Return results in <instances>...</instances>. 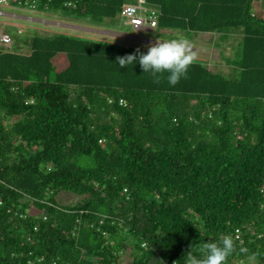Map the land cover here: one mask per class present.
I'll return each mask as SVG.
<instances>
[{
    "label": "trees",
    "instance_id": "trees-1",
    "mask_svg": "<svg viewBox=\"0 0 264 264\" xmlns=\"http://www.w3.org/2000/svg\"><path fill=\"white\" fill-rule=\"evenodd\" d=\"M128 1L38 7L115 23ZM147 2L161 30L211 32L218 46L240 32L223 56L230 72L196 54L172 85L167 72L119 66L148 48L68 33L24 36L29 53L0 45V264H183L221 234L264 250V11L258 0ZM60 52L68 64L55 71ZM61 191L82 198L63 204ZM245 263L238 250L228 261Z\"/></svg>",
    "mask_w": 264,
    "mask_h": 264
},
{
    "label": "rangeland",
    "instance_id": "rangeland-1",
    "mask_svg": "<svg viewBox=\"0 0 264 264\" xmlns=\"http://www.w3.org/2000/svg\"><path fill=\"white\" fill-rule=\"evenodd\" d=\"M261 2L263 6L261 7L263 8L264 11V0H261ZM11 8L18 13L31 15L41 19L57 21L52 23H44L41 21L25 22V21H20L18 19L1 18V20L8 22H13V23L18 22L20 23L22 28L23 26L26 27L25 30L27 32H25L24 34L19 33L15 25H10L9 28H6L9 29L11 34L10 36L15 42L14 46H17L18 44L24 42V36L30 37L35 34L51 35L54 33H68L76 36L78 35L83 37L99 39L102 41L117 42L124 45H130L136 47L144 46L148 48L151 44L156 43L159 39L160 40L171 39L182 35L185 38H187L189 42L192 44V50L196 49L193 51L195 55L197 54V56H199L200 58L204 57L205 59L208 58L214 59L213 61H217L216 62L217 65H214V63H212V67L216 69H220L225 73H229L231 68L224 60L223 56L231 57L234 53V46L236 45L237 41L241 38V33L233 34L232 37H230L227 41L222 42L221 46H218L217 42L219 41V36L211 32H188V31L173 30V29L161 30L158 28H155L153 31H146L144 29H140L138 32L139 38H132L129 36L136 33L135 28L132 25L126 24L125 19L122 16L120 17L119 15L117 16L116 22L111 23L110 21L100 22L96 20L94 21L93 19L90 18H79L69 15L66 16L63 14H58V13L56 14L44 10L28 11L29 9L20 8L17 6ZM80 25L86 27H92V28H99V29L90 30L89 28H85V27L81 28ZM114 30L119 31L126 36H121V37L114 36L115 33ZM98 33L101 35H98ZM143 39H154L157 41L148 42V41H143ZM67 63H68V58L66 54L64 52L58 53L54 58V64L56 67L55 71H60L62 68H64L67 65ZM55 74L52 75L53 78L55 77ZM81 198L82 196L80 195L65 191H61L57 195L58 201L63 204L74 203L76 201H79ZM29 210L31 212L38 211L35 207L32 206Z\"/></svg>",
    "mask_w": 264,
    "mask_h": 264
},
{
    "label": "clouds",
    "instance_id": "clouds-1",
    "mask_svg": "<svg viewBox=\"0 0 264 264\" xmlns=\"http://www.w3.org/2000/svg\"><path fill=\"white\" fill-rule=\"evenodd\" d=\"M195 59L192 44L180 35L171 39H159L145 52L118 56L117 62L121 68L138 62L144 72L150 73L157 81L161 79V74L167 72L168 83L175 85L182 77H187L189 67ZM237 250L248 254L249 264H255L264 257V250L260 248L249 250L242 242L238 247L231 235L221 234L217 239L199 240L192 244L184 254L182 262L183 264H228L229 258Z\"/></svg>",
    "mask_w": 264,
    "mask_h": 264
},
{
    "label": "built area",
    "instance_id": "built-area-1",
    "mask_svg": "<svg viewBox=\"0 0 264 264\" xmlns=\"http://www.w3.org/2000/svg\"><path fill=\"white\" fill-rule=\"evenodd\" d=\"M73 0H65V4L73 5ZM40 0H0V15H4L6 10L3 8L5 5L15 4L24 6L30 9H36L39 6ZM47 4L45 5V8ZM120 16L125 19L127 24L134 27L150 26L155 28L158 24L159 11L156 7L150 5L147 0H133L126 2L121 11ZM13 42L12 37L8 33L0 34V44L4 46L11 45ZM2 201H0L1 203ZM236 236L239 237L240 229H236ZM126 264V261L123 263ZM176 264V263H175Z\"/></svg>",
    "mask_w": 264,
    "mask_h": 264
},
{
    "label": "crops",
    "instance_id": "crops-1",
    "mask_svg": "<svg viewBox=\"0 0 264 264\" xmlns=\"http://www.w3.org/2000/svg\"><path fill=\"white\" fill-rule=\"evenodd\" d=\"M259 1V5L258 7H256L259 11L263 12V6H262V2L261 0H258ZM20 7V8H26V9H29L28 11H43V10H40L39 7H37L36 9H30V8H27V7H24V6H20V5H15V4H10V5H5L3 8L6 10V13L4 15H0V34L1 33H8L10 34V31L9 29H6V28H9L10 25H15L18 29V32L19 33H22L24 34L25 32H27L25 29L26 27L23 26V28L21 27L20 23L16 22V23H13V22H8V21H4V20H1V18H6V19H9V18H12V19H18L20 21H25V22H38V21H41V22H44V23H52V22H57V21H53V20H46V19H41V18H37V17H34V16H31V15H27V14H23V13H18L16 12L15 10H13L11 7ZM262 6V7H261ZM6 7V8H5ZM11 8V9H9ZM25 9V10H26ZM22 10V9H21ZM46 11V10H44ZM120 16V14H119ZM121 17V16H120ZM83 20V19H81ZM126 23V22H125ZM127 24V23H126ZM66 25V24H65ZM130 25V24H129ZM81 26V25H80ZM133 26V25H132ZM89 28L90 30H93V29H99V28H92V27H86V26H81V28ZM134 27V26H133ZM135 30H136V33L135 34H132L130 35L129 37H132V38H139L138 36V32L140 29H144L146 31H153L155 28H152L150 26H143V27H134ZM85 30V29H83ZM115 33H114V36H117V37H121V36H126L124 34H122L121 32L119 31H116L114 30ZM240 33V32H239ZM238 33V34H239ZM11 35V34H10ZM48 35V34H47ZM93 35V34H91ZM98 35H101L98 33ZM28 38L24 39V42H22L21 44H19L20 46V51L21 52H24V53H29L30 52V46L28 44V41H27ZM143 41H148V42H156L157 40H154V39H143ZM14 40L12 42L11 45H8L7 47H11L13 44H14ZM1 45V44H0ZM130 46V45H128ZM141 47V46H139ZM144 47V46H142ZM196 50V49H194ZM192 50V51H194ZM68 64V63H67ZM66 67V66H65ZM63 69V68H62Z\"/></svg>",
    "mask_w": 264,
    "mask_h": 264
}]
</instances>
